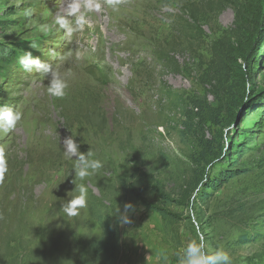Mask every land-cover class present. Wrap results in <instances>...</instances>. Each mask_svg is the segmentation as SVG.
<instances>
[{"label":"rangeland","instance_id":"374dc122","mask_svg":"<svg viewBox=\"0 0 264 264\" xmlns=\"http://www.w3.org/2000/svg\"><path fill=\"white\" fill-rule=\"evenodd\" d=\"M218 1L190 0L201 20L198 35L180 33L177 22L191 20L184 0H123L117 9L105 5L100 13H85L92 27L69 43L63 31L52 29L63 0H0V105L23 112L14 130L0 135L7 166L0 180V246L8 240L15 246L18 239L27 247L48 237L42 256L60 255L76 234L84 243L100 236L97 209L117 224L114 209L131 202L132 223L117 224L116 264H178V254L200 235L211 251L227 252L232 264H264V0L257 10L247 0L211 10ZM236 8L245 27L235 32ZM231 28L235 39L246 36L234 87L244 85L252 96L245 100L249 108H226L223 125L202 127L206 138L215 134V147L221 140L224 159L201 165L191 131L184 130L183 99L199 92L196 74L210 32ZM173 42L175 56L167 58ZM24 51L60 72L69 85L63 98L47 94L48 80L14 61ZM71 133L81 152L91 150L103 162L75 184V160L65 159L58 140ZM227 142L247 147L235 155L225 151ZM230 168L245 172L203 194L206 180ZM143 173L158 182L159 193L127 191ZM80 183L87 186L88 206L70 218L62 205L78 195ZM153 206L173 216L164 220ZM243 235L248 241L240 240Z\"/></svg>","mask_w":264,"mask_h":264},{"label":"trees","instance_id":"16d2710c","mask_svg":"<svg viewBox=\"0 0 264 264\" xmlns=\"http://www.w3.org/2000/svg\"><path fill=\"white\" fill-rule=\"evenodd\" d=\"M247 2L250 8L256 7L257 10V5L261 3V0H247ZM236 3L235 0H219L218 6L215 8L209 7L211 10H214L217 7L227 4L234 8ZM184 7L188 13V17H190L189 20H191L184 23L176 21L181 29L180 33L183 34V31L195 35H198L199 32L203 33L202 26L198 23V21L201 20L196 17L194 3L190 2V0H184ZM240 14L241 11L236 8L234 26L237 25L238 29H236L235 32L245 27V24L241 22L242 18ZM190 22L193 24H190ZM246 23L248 27L250 24L252 25L251 22ZM169 29L171 30V26H169ZM249 30L250 28L248 31ZM232 31H234V28L210 32V36L208 37L212 38H210L207 43V58L203 64H200L196 74L199 92L189 93L186 98L183 99L187 102L183 107L184 130L186 133L191 131V138L197 147V160L200 161L198 163L201 165H210L215 161L224 159V157L222 158L223 145L221 140L217 142V147H215V134L212 132V136L206 138L202 127L207 125L219 127L223 125L226 121V117H224L226 108L228 111L232 110L233 112L239 111L243 107H245V109L249 108V106H246L245 100L248 96H252V94L248 95V89H245L244 85H241L239 90L234 87L236 83L235 79H238V77H240L239 74H241L237 69L236 61L239 57L241 58L240 53L245 50L246 46L244 40L246 36L241 40H237L232 36ZM189 35L190 34H186L185 37L189 39ZM177 46L178 44L173 42L172 48L166 49L164 55L167 57L172 54L170 58H173L175 56L174 47ZM188 48L194 51V45L191 42H188ZM22 52L23 50H20V54ZM19 56L20 55H17L15 57V62L18 61ZM197 56L198 55H194V58ZM171 63H173V65L177 64V60H171ZM165 65L168 67L169 65L172 66L168 61H166ZM208 95H211V100L208 99ZM232 121L231 116L230 121H227L225 126H228L229 122ZM246 147L247 146L227 142L225 151L234 150L235 155H241ZM244 172L245 170L239 168L221 170L215 178L206 180V182L203 183L205 187L203 194L218 189L229 179L240 176ZM157 183L156 181H152L150 174L143 173L137 176L136 187L132 189L128 188L127 191L133 194L139 189L143 193L149 191L152 194H156L160 192L157 189ZM201 198L203 199L205 196ZM146 205L148 206L147 203ZM152 209L164 220H166L168 216H173V214L168 215L163 208L158 206H153ZM98 211L97 209L94 212L93 219L100 228L99 237L90 238L84 243L80 240L82 236L76 234L77 239L75 242L73 243V241H70L68 243L69 245H67L68 247L64 248L60 255L49 257L42 256L41 253L42 247H46L48 244V241L46 242L48 237L44 241L27 247L20 246L21 243L18 242V239L15 240V246L12 245L11 240H8L0 246V264H116L120 255V233L118 226L111 218ZM49 235L51 236L49 237L50 240L56 237V234ZM240 240L242 242L248 241L245 235L241 236Z\"/></svg>","mask_w":264,"mask_h":264},{"label":"clouds","instance_id":"9594fccd","mask_svg":"<svg viewBox=\"0 0 264 264\" xmlns=\"http://www.w3.org/2000/svg\"><path fill=\"white\" fill-rule=\"evenodd\" d=\"M122 2L123 0H63V8L53 14L52 29L63 31L65 39L71 43L75 34H82L86 28L92 27L85 13H100L105 5L117 9ZM47 30L45 29V31ZM31 47L36 48L37 46L33 44ZM50 56L54 58L55 52L50 53ZM75 58L81 59L82 53L77 52ZM17 63L23 71L36 72L44 80L47 79L46 91L50 96L63 98L66 95L69 85L53 65L43 62L38 56H33L30 51H24L23 55L19 56ZM22 118L21 110L0 105V135H7L13 131ZM58 140L62 145L65 159L75 160L72 166L74 170L73 184H75V180L85 181L86 178L102 169L103 162L95 158L96 154L93 151H80V142L75 139V135L72 133L64 137L62 141L60 137ZM6 171L5 152L0 148V180L3 179ZM76 191L78 195L73 196L62 205L63 213L70 218L79 216L81 210L88 206L87 186L84 183L77 184ZM135 212V205L126 202L122 210L117 206L111 215L116 218L118 225L126 226L132 223L131 217ZM178 264H232V260L228 253L221 249L211 251L203 235H200L198 239H192L178 254Z\"/></svg>","mask_w":264,"mask_h":264}]
</instances>
